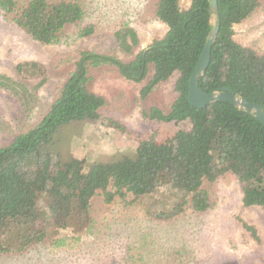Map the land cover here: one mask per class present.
I'll use <instances>...</instances> for the list:
<instances>
[{"label": "trees", "instance_id": "obj_1", "mask_svg": "<svg viewBox=\"0 0 264 264\" xmlns=\"http://www.w3.org/2000/svg\"><path fill=\"white\" fill-rule=\"evenodd\" d=\"M148 1L151 18L165 26L161 37L135 52L138 37L125 20L115 38L125 57L81 51L47 112L0 144V256L44 243L63 248L72 239L64 232L92 233L96 195L105 203L131 196L149 220L168 221L208 213L215 206L211 188L232 176L242 205L264 210V126L227 101L203 108L188 102V80L211 28L209 0H189L185 7L179 0ZM263 3L217 0L220 24L198 84L205 92L226 88L264 111V50L239 43L233 30ZM0 15L39 44L58 42L68 33L84 38L96 33L79 0H0ZM103 67L138 84L141 100L174 78L172 99L141 112L147 120L183 126L163 137L154 129L138 137L133 155L108 161L76 158L58 146V132L75 122L102 119L124 130L102 113L109 101L90 86ZM16 69L24 78L44 73L36 62ZM0 87L16 96L19 106L28 101L25 87L1 74ZM242 227L254 235L251 226Z\"/></svg>", "mask_w": 264, "mask_h": 264}, {"label": "rangeland", "instance_id": "obj_2", "mask_svg": "<svg viewBox=\"0 0 264 264\" xmlns=\"http://www.w3.org/2000/svg\"><path fill=\"white\" fill-rule=\"evenodd\" d=\"M79 1L96 24V33L88 38L68 33L58 42L39 44L0 15V74L24 86L28 99L19 106L16 96L0 87V144L33 126L47 112L57 86L81 51H113L119 58L125 57L115 39L125 20L138 37L135 52L165 32L164 24L151 18L148 0ZM188 3L179 0L181 7ZM233 30L239 43L264 50V3ZM23 62L42 65L44 73L24 78L16 69ZM173 79L141 100L138 84L111 69L97 70L90 86L109 101L102 113L118 120L124 130L102 119L75 122L58 132V146L76 158L108 161L125 152L133 155L138 137H146L154 129L160 137L179 129L183 123H157L143 118L141 112L164 107L172 99ZM211 193L215 206L208 213H186L157 222L149 220L131 196L105 203L96 195L90 207L95 221L92 233L64 232L72 236L67 246L56 249L40 244L23 254L1 255L0 264H264V210L242 205L232 176L216 183ZM243 223L255 230L254 235Z\"/></svg>", "mask_w": 264, "mask_h": 264}, {"label": "water", "instance_id": "obj_3", "mask_svg": "<svg viewBox=\"0 0 264 264\" xmlns=\"http://www.w3.org/2000/svg\"><path fill=\"white\" fill-rule=\"evenodd\" d=\"M208 4V12L211 16V28L188 80V102L195 108H203L215 101H227L240 111L254 117L264 126V111L260 105L247 101L226 88L205 92L198 84L199 78L203 75L210 62L211 48L220 24L217 0H209Z\"/></svg>", "mask_w": 264, "mask_h": 264}]
</instances>
